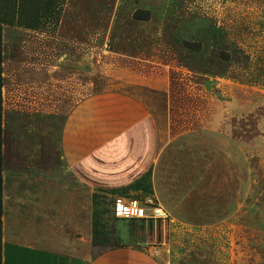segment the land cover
Segmentation results:
<instances>
[{
    "label": "rangeland",
    "instance_id": "obj_1",
    "mask_svg": "<svg viewBox=\"0 0 264 264\" xmlns=\"http://www.w3.org/2000/svg\"><path fill=\"white\" fill-rule=\"evenodd\" d=\"M0 29L7 64L57 47L92 92L135 95L176 127L219 126L221 146L163 152L150 198L166 219L93 198L90 256L129 246L160 264H264V0H0ZM7 97L1 146H50L60 162L58 121ZM2 215L3 199L1 230Z\"/></svg>",
    "mask_w": 264,
    "mask_h": 264
},
{
    "label": "crops",
    "instance_id": "obj_2",
    "mask_svg": "<svg viewBox=\"0 0 264 264\" xmlns=\"http://www.w3.org/2000/svg\"><path fill=\"white\" fill-rule=\"evenodd\" d=\"M23 49L9 64L3 56L2 103L7 95L20 110L58 121L60 162L49 155L50 146H2L1 264H160L129 246L90 256L93 198L144 202L156 193L163 152L221 146L219 126L157 121L135 95L92 92L85 69L57 47Z\"/></svg>",
    "mask_w": 264,
    "mask_h": 264
},
{
    "label": "built area",
    "instance_id": "obj_3",
    "mask_svg": "<svg viewBox=\"0 0 264 264\" xmlns=\"http://www.w3.org/2000/svg\"><path fill=\"white\" fill-rule=\"evenodd\" d=\"M114 210L121 218H142L153 217L166 219L167 212L153 199L147 198L140 204L133 199L116 198L114 200ZM148 211V213H146Z\"/></svg>",
    "mask_w": 264,
    "mask_h": 264
},
{
    "label": "trees",
    "instance_id": "obj_4",
    "mask_svg": "<svg viewBox=\"0 0 264 264\" xmlns=\"http://www.w3.org/2000/svg\"><path fill=\"white\" fill-rule=\"evenodd\" d=\"M2 39H1V29H0V116H1V108H2V94H1V88H2ZM2 127H1V120H0V264H1V248H2V230H1V214H2ZM96 203H98V200H95ZM98 219L100 218L99 215H97ZM102 224L100 222H95L94 229H93V235L96 237L98 235H101L103 228Z\"/></svg>",
    "mask_w": 264,
    "mask_h": 264
}]
</instances>
